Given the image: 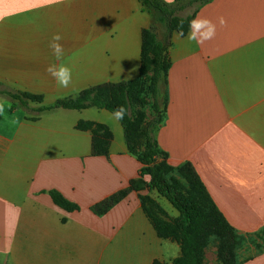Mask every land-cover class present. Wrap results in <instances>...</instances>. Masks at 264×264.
<instances>
[{
  "label": "crops",
  "instance_id": "crops-1",
  "mask_svg": "<svg viewBox=\"0 0 264 264\" xmlns=\"http://www.w3.org/2000/svg\"><path fill=\"white\" fill-rule=\"evenodd\" d=\"M152 15L140 0H0V88L52 104L96 85L150 83L153 55L143 74V36ZM197 17L214 23L216 35L197 44L190 29L174 31L157 141L168 163L193 165L236 230L256 231L264 227V0H212ZM56 34L60 61L50 47ZM57 63L72 69L68 87L47 71ZM2 94L0 264H153L169 254L172 243L149 214L155 203L173 219L179 211L140 175L146 164L129 152L112 112L57 108L31 120ZM94 136L107 154L93 153ZM134 180L140 186L107 213L93 212ZM54 193L78 208L60 206ZM241 264H264V252Z\"/></svg>",
  "mask_w": 264,
  "mask_h": 264
},
{
  "label": "trees",
  "instance_id": "trees-1",
  "mask_svg": "<svg viewBox=\"0 0 264 264\" xmlns=\"http://www.w3.org/2000/svg\"><path fill=\"white\" fill-rule=\"evenodd\" d=\"M140 1L144 9L153 13L150 26L144 31L143 36V74L145 73L148 53L151 52L153 55L154 69L150 83L146 78L140 77L119 83L96 85L82 90L76 96L59 99L53 105L42 106L33 110L43 112L57 107L76 110L97 107L113 113L115 110L123 108L125 114L120 121L124 127L128 150L146 164L142 167L140 175L142 177L149 175V186L156 189L179 211L177 221L181 234V255L174 260V264H202L204 238L210 233L232 235L236 229L220 211L190 162H185L180 168L190 188L196 194V200L185 199L168 180L167 174L172 165L168 163L166 155L158 144L156 131L165 121L169 101L168 72L170 60L168 51L172 45L173 33L175 30L183 34L187 33L190 29V21L195 18L197 11L212 0ZM185 12L187 13L183 14ZM144 85H148V89L152 92L155 116L141 130L144 149L138 152L139 148L135 145L137 132L135 131L136 123L132 108L135 95L138 93L139 88ZM0 93H5L12 99V109L16 108L18 101L22 102L25 109H31L27 99L33 98L32 95L2 90L1 88ZM78 127L85 128V125L80 123ZM92 145L94 154L104 155L108 153L100 137L94 136ZM160 156H165V158L162 162L157 163L156 160ZM136 187L137 181L134 180L126 189L93 205V212L97 215L107 213ZM53 195L60 206L69 210L78 208L76 204L66 200L59 193ZM149 217L156 225L158 234L161 235L160 221L151 214H149ZM154 264H159V262L155 261Z\"/></svg>",
  "mask_w": 264,
  "mask_h": 264
},
{
  "label": "rangeland",
  "instance_id": "rangeland-1",
  "mask_svg": "<svg viewBox=\"0 0 264 264\" xmlns=\"http://www.w3.org/2000/svg\"><path fill=\"white\" fill-rule=\"evenodd\" d=\"M183 14H186L183 13ZM147 86V87H146ZM4 88V87H2ZM9 88V87H7ZM15 90V89H14ZM21 93H28L33 96V98L27 99L28 105L31 109H25L21 101L17 102L16 113L17 116L25 117L26 119L35 120L39 118L42 114L47 111L39 112L37 110L42 106H49L55 104V101L52 104H46L44 102V96L38 95L30 92L16 91ZM3 99H10L7 95H1ZM73 97V96H69ZM66 98V97H63ZM60 98V99H63ZM59 100V99H58ZM10 101V100H8ZM11 103V101H10ZM13 103V102H12ZM133 118L135 120V131L137 132L135 145L140 148L143 146V136L141 130L145 126L148 119L154 113L153 107V95L148 85H144L139 88L138 93L135 95L133 103ZM164 160V159H163ZM163 160L157 158L156 162L160 163ZM170 164V163H169ZM181 165L173 166L167 174L168 180L173 184V186L182 194V196L187 200H196V194L190 188L188 182L181 172ZM171 165V164H170ZM142 182V180H141ZM145 182H143V185ZM140 184H137V187ZM144 201L145 208L150 211L146 206L145 197L141 196ZM152 199L150 200L151 203ZM155 205V206H154ZM153 205L151 214L154 213V218L160 221V237L168 239L171 241V245L167 247L169 254H164L165 256L156 259L159 264H174V260L181 255V234L178 225V216H175L174 219L169 216V213L161 207L160 203L158 205L155 203ZM156 207V208H155ZM176 209V208H175ZM264 252V227L250 232H241L235 230V233L232 235H223L219 233H210L208 234L203 241V261L202 264H241L242 262L257 256L258 254ZM176 256V257H175ZM175 257V258H172ZM153 262V264L155 263Z\"/></svg>",
  "mask_w": 264,
  "mask_h": 264
},
{
  "label": "clouds",
  "instance_id": "clouds-1",
  "mask_svg": "<svg viewBox=\"0 0 264 264\" xmlns=\"http://www.w3.org/2000/svg\"><path fill=\"white\" fill-rule=\"evenodd\" d=\"M220 23H224L223 19H221ZM189 26L190 33L188 39L195 41L197 44L211 40L216 35V25L206 18H194L190 21ZM61 39L62 37L59 34H56L53 36L50 44L53 55L57 61H60L64 55V49L59 43ZM47 71L60 87H68L72 81V69L64 63L51 64L47 68ZM124 114V109L120 108L115 110L112 115L115 120L119 121L123 119Z\"/></svg>",
  "mask_w": 264,
  "mask_h": 264
}]
</instances>
